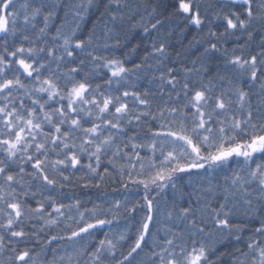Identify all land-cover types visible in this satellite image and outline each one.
<instances>
[{
    "label": "snow or ice",
    "instance_id": "obj_1",
    "mask_svg": "<svg viewBox=\"0 0 264 264\" xmlns=\"http://www.w3.org/2000/svg\"><path fill=\"white\" fill-rule=\"evenodd\" d=\"M16 2L0 0V264H38L29 244L42 241V247L63 242L72 248L60 256L52 248L49 264H81L84 257L83 264H220L224 253L217 255L204 238L209 222L215 226L209 238L218 231L221 240L243 242L228 253L231 264H264V0H87L108 17L112 27L105 24V35L119 30L127 36L138 28L157 34L132 67L114 55H96L94 31L87 39L77 36L83 4L24 0L17 8ZM62 7L74 9V26L55 24ZM173 24L195 30L190 44H206L200 57L216 60L218 70L209 75L203 63L157 69L149 83L158 82V91L141 89L130 77L147 73L150 58L158 64L169 59ZM245 36L230 51L221 44ZM120 46L119 39L103 45L109 51ZM233 159L238 169L224 177L222 202L178 211L173 205L166 218L184 228L159 226L153 191L176 187L179 174L215 170ZM81 171L85 175L76 176ZM114 175L124 189L143 187L142 201L88 208L79 198L65 204L53 194L74 184L99 189ZM137 211L144 215L134 235L114 230ZM88 238L95 240L91 250L82 243Z\"/></svg>",
    "mask_w": 264,
    "mask_h": 264
},
{
    "label": "trees",
    "instance_id": "obj_2",
    "mask_svg": "<svg viewBox=\"0 0 264 264\" xmlns=\"http://www.w3.org/2000/svg\"><path fill=\"white\" fill-rule=\"evenodd\" d=\"M24 0H17L16 7L19 8V5L23 3ZM40 0H34V3H39ZM45 3L51 4L53 0H44ZM56 2L60 5H76L79 6L83 4L85 8H87V12L84 14L83 19L80 21V29L77 32V36L83 39H87L90 32H95L96 40L95 43L99 45L98 51L95 53L96 55L109 56L114 55L126 62L128 67H132L136 63H140L143 57L147 54L148 51L151 50V42L152 39L156 37V33L153 32L152 36L149 37L143 33L142 29H136L135 32L128 34L125 36L119 30H114L111 33L105 35L106 28L105 24L107 23L109 27H112L111 23L108 21V17L105 16L101 18L100 12L103 11L102 7L100 11H97L96 7H88L87 0H56ZM100 0H93L94 4L99 3ZM107 2V0H104ZM134 4H158L161 0H131ZM208 0H202V3H206ZM151 9L149 8V11ZM58 17L59 19L55 22L56 25L67 21V26H74L73 14L74 9H70L68 7L58 8ZM65 12H68L67 17H65ZM141 14L145 18V23L148 22V16L146 12L141 10ZM139 15L136 17L139 20ZM152 22H155L154 20ZM169 29L171 31V35L166 37V42L169 47L167 49L170 54L169 59L165 60L163 64H158L156 59H149L148 63L152 65V68L148 70L147 73L141 72L139 74L140 78L137 79L135 75L131 76L130 79L133 83L137 84L141 89L150 88L153 91H158L156 81L149 83L152 75H159L160 70H164L167 67L179 68L181 65H186L188 67H196L200 68L201 64H205V66L209 69V75H214L218 70L216 60L211 62L205 61L202 57H200V53L203 52V48L207 47V45L203 46H192L190 42L193 40V36L195 34V30H181V27H177L175 24L169 25ZM124 31L127 32V25L124 26ZM55 32V27L52 28V33ZM120 40V47L115 49L114 51L106 50L103 45L106 42L109 46H112L116 43V40ZM247 37H241L239 41L236 40L235 37L228 40L225 44L221 41V44L224 48L229 49V51L236 47L238 44H243ZM259 37L256 38L254 43H258ZM159 42V41H157ZM91 50V49H90ZM176 53H180V56H177ZM83 55V54H81ZM216 58L221 61L220 67H222V58L219 54H216ZM193 61H196V64L193 65ZM53 68L55 64L52 65ZM72 66V65H69ZM91 69V65L88 64L85 67V71ZM65 68L62 67L61 71H64ZM101 73H107V69H99ZM83 73H81L82 75ZM98 82H102L99 81ZM247 87V86H246ZM256 90L255 88L253 89ZM167 88H165V99L167 98ZM160 102L159 100L157 101ZM141 155H145L144 151H141ZM106 161L104 165H106ZM120 163H125V161H121ZM102 165V167L104 166ZM110 171L111 166H108ZM139 168V165H137ZM238 169V163L236 159L230 161L227 165L217 168L215 170H194L191 174H179V178L175 180L176 187H172L171 184L168 185L162 191H153L151 193L152 196L155 197V203L157 204L158 211L156 212V219L159 222L160 227L172 226L174 230H180L184 228V224L178 221H169L166 218V212L173 208V205L176 206V210L183 207H192L197 208L200 203L207 201L211 206L215 207L221 201V193L219 188L224 183V177L226 175H231L232 170ZM102 170V168H101ZM85 172H77L76 176H84ZM87 177L85 181L81 183H86ZM125 182L127 181V177H125ZM47 194V193H46ZM53 194L63 203L68 204L73 202L76 198H79L86 207L91 208L93 203H105V206L111 204V202L115 200H129V201H142L144 195L143 187L139 189L129 186L128 189H124L121 187L120 177L119 175H114L111 179H109L105 184H103L99 189L97 188H84L79 186L78 184L70 185L69 187L63 190H53ZM39 199V197H37ZM144 215L143 211H137L134 215H128L125 218L119 220V228L114 230H124L127 228L129 230L130 235L135 234V226L137 221ZM197 220L200 219L199 213H197ZM241 217L237 214L234 219L239 220ZM30 223H35L39 227L38 221H31ZM62 227V225H61ZM215 226L209 222L207 224L206 233L204 234V238L208 243H214L215 246L219 249L220 253H224L221 258L220 264H231L232 256L228 255V253L234 252L236 248H243L244 244L236 243L234 238H229L228 240H221L220 233L216 231L211 238H209L207 232L208 230H214ZM27 230V229H26ZM59 229L53 230L52 234L58 232ZM104 231H108V227L106 226ZM47 229L45 232L40 233L41 237L47 239L46 235ZM102 233L99 234V238H102ZM248 233H244L243 239L247 238ZM219 241V243H217ZM43 241L41 244L30 243L29 247L33 249V253L38 260V264H49V262L53 258L52 248H55L56 255H63L65 252L71 253L72 248L64 245L63 242H53L51 247H42ZM82 243L89 245V250H91V245L95 243V240L92 238H88ZM5 259L3 254H0V260ZM86 257L81 259V264H83V260ZM139 259V258H138Z\"/></svg>",
    "mask_w": 264,
    "mask_h": 264
}]
</instances>
